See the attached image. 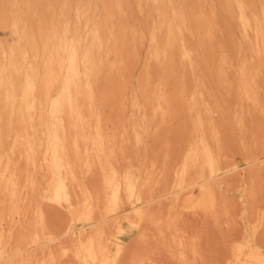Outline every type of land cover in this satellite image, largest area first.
<instances>
[{
  "label": "bare ground",
  "instance_id": "1",
  "mask_svg": "<svg viewBox=\"0 0 264 264\" xmlns=\"http://www.w3.org/2000/svg\"><path fill=\"white\" fill-rule=\"evenodd\" d=\"M0 264H264V0H0Z\"/></svg>",
  "mask_w": 264,
  "mask_h": 264
},
{
  "label": "rangeland",
  "instance_id": "2",
  "mask_svg": "<svg viewBox=\"0 0 264 264\" xmlns=\"http://www.w3.org/2000/svg\"><path fill=\"white\" fill-rule=\"evenodd\" d=\"M131 2L132 3H135V0H131ZM115 11H117L116 9H110V14H112V13H115ZM234 26H233V28H234V30H235V32L237 33V35L239 36L240 34H241V32H240V27H239V25L237 24V23H235V24H233ZM141 54L143 55V54H145V50H142V52H141ZM138 70V69H137ZM140 70V69H139ZM135 81V78H133L132 79V82H134ZM237 92V91H236ZM232 95H233V98H235L234 100L236 101V99H237V93H235L234 92V90L232 91V93H231V96H229L228 97V99H229V101H230V104H232L233 105V102H235L234 100H233V98H232ZM230 99H232V101L230 100ZM231 105V106H232ZM131 113L129 112V111H126V112H124V117L127 119V121L128 120H130V117H131V115H130ZM236 126H232L231 125V127H230V131L232 130V131H234L235 129L237 130H239V128L237 127V128H235ZM231 131V133L233 134H231V138H230V145H232V147H231V150L233 151V148L235 147L236 148V146L238 147V150L240 151L241 150V145L238 143L239 142V134H240V132H235V133H233ZM237 136H238V140H237ZM238 141V142H237ZM232 142H233V144H232ZM234 148V149H235ZM240 148V149H239ZM237 149V148H236ZM234 150V151H237L236 153H234V151H233V154H238L237 156L236 155H234L235 156V158H236V160L239 162V163H243V154H242V151H240V153H239V151L238 150ZM239 156V157H238ZM122 165L123 166H125V163H122ZM41 192H42V194L44 195V196H46V197H50L51 196V194H50V191H49V188H48V186H47V184H43L42 185V187H41ZM238 198H239V202H240V205H247V200H246V192H245V189L244 188H241L240 190H239V192H238ZM136 234H137V229H135V228H133L132 226H130L127 222H124V224L122 225V229L119 231V232H116L115 233V238L122 244V245H127V244H129V242H130V240L134 237V236H136Z\"/></svg>",
  "mask_w": 264,
  "mask_h": 264
}]
</instances>
